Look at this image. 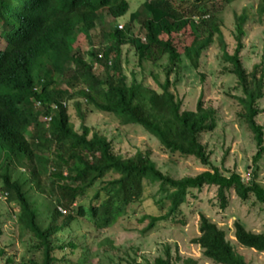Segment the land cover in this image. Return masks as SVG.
Listing matches in <instances>:
<instances>
[{
    "label": "trees",
    "instance_id": "trees-1",
    "mask_svg": "<svg viewBox=\"0 0 264 264\" xmlns=\"http://www.w3.org/2000/svg\"><path fill=\"white\" fill-rule=\"evenodd\" d=\"M146 1L130 15L125 31L102 26L106 29L101 36L105 45L103 58L98 60L97 54L85 50L90 31L96 23L103 24L105 12L110 16L125 14V0H0V40L5 44L0 49V189L7 191L8 202L18 208L15 224L19 232L30 236L40 255L38 261L21 264H68L65 254L55 253L78 248L74 241L61 244L58 233L112 226L131 205L141 201L144 182L158 184V192L164 196L154 202L157 206L167 202L169 207L164 215L142 217L141 222L149 221L143 234L176 214L190 190L199 191L204 186L216 188L220 209H225L229 191L242 202L253 196L264 207V188L254 175L245 184L236 173L226 177L212 168L193 178L174 180L163 175L146 153L118 155L112 141L84 124L85 117L94 111L109 114L122 126L141 127L169 153L193 157L210 166L199 136L216 128V112L202 107L200 100L194 112L182 110L170 91L173 83L168 77L176 69L177 77L181 57L197 68L203 51L217 40L222 59L230 66L228 72L236 77L241 90L236 101L242 107L240 117L256 142L253 162L261 159L264 126L255 118L262 113L257 104L264 97V61L262 58L250 72L241 63L246 11L234 15L235 48L230 55L220 15L232 0ZM255 13L261 22L264 0H257ZM134 22L140 23L145 43L135 37ZM178 34L188 40L181 52L175 39ZM81 35L82 52L73 49ZM127 45L133 48L138 66L167 56L169 68L159 92L138 82L136 75L140 73L131 72L128 81L121 60L122 47ZM86 60L99 62L101 72L95 74ZM35 101L41 102L38 110L34 109ZM59 101L72 104L78 127L64 108L51 116L45 128L41 119L51 114L49 106ZM1 150L7 153L2 155ZM96 186L87 206L77 205L88 189ZM57 207L68 214L62 215ZM199 218V236L193 243L204 259L212 264H247L226 240L224 231L205 216ZM233 229L239 246L264 253L263 234L246 231L238 222ZM150 264L196 262L179 257L174 262L166 249L164 256Z\"/></svg>",
    "mask_w": 264,
    "mask_h": 264
},
{
    "label": "rangeland",
    "instance_id": "rangeland-1",
    "mask_svg": "<svg viewBox=\"0 0 264 264\" xmlns=\"http://www.w3.org/2000/svg\"><path fill=\"white\" fill-rule=\"evenodd\" d=\"M128 1V14L141 4V0ZM256 3L257 0H232L220 15L224 25L222 37L226 51L231 55L235 48L234 15L244 11L247 13L239 57L248 72L262 58L264 61V16L258 22ZM184 6L188 8V5ZM127 15L119 20H125ZM175 39L178 40L177 47L181 52L183 44L188 40L182 34H178ZM4 46L0 40V49ZM222 53L220 43L215 40L203 51L197 68L181 57L177 63V77V69L168 77L170 83H173L170 91L181 103L182 110L194 112L200 100L202 107L213 108L216 112V128L199 136V142L205 146L208 154L210 166L201 165L193 157L169 153L156 138L141 127L122 126L112 115L94 111L85 117L84 124L112 141L118 155L132 157L136 152L146 153L163 175L174 180L193 178L216 168L226 177L231 173L238 174L245 184H249L254 175L256 182L264 188V153L255 164L253 160L257 153L256 142L240 117L243 111L236 101L241 96V90L236 77L228 72L230 66L222 59ZM122 61L128 81L131 79V72L140 73L136 75L138 82L160 91L159 85L165 81L169 68L166 56L158 57L155 62L145 61L138 66L134 51L124 47ZM101 70L94 73L99 74ZM257 106L262 113L255 118V122L264 126V97ZM72 111L71 109L69 114ZM71 116V122L78 127V121L73 114ZM96 189L97 186L88 189L87 195L81 197L78 204L87 206ZM158 189V184L144 182L141 201L131 205L126 215L108 228L94 230L78 227L69 236H65L66 233L61 234L60 237H64L66 241L77 237L75 244L78 249L66 248L62 252L57 251L55 255L65 254L68 264H150L154 259L164 256L168 249L174 262L179 257L180 260L191 259L196 264H212L202 257L199 247L193 243L199 236V217L203 215L224 231L226 240L247 264H264V253L242 248L233 238V225L236 222L242 224L246 231L264 235V207L253 196L242 202L233 191H229L225 196L226 207L220 209L215 187L204 186L199 191L192 189L176 214L169 216L166 221L158 222L153 230L143 234L149 221L141 222L142 217L164 215L169 207L167 202L159 206L155 204V200L164 196ZM17 211L14 203H0V248L4 251L0 264H21L26 260L40 259L30 236L24 231L20 233L15 224Z\"/></svg>",
    "mask_w": 264,
    "mask_h": 264
},
{
    "label": "clouds",
    "instance_id": "clouds-1",
    "mask_svg": "<svg viewBox=\"0 0 264 264\" xmlns=\"http://www.w3.org/2000/svg\"><path fill=\"white\" fill-rule=\"evenodd\" d=\"M145 1L146 0H141V4H139L135 9L133 8L132 11L128 14V11H129V8H130V4H129V1L128 0H125V2H127V4H128V10L126 11L125 14H122V16H119V15H117V16H110V15H108L107 12H105L103 14V16H104L103 17L104 18L103 19V24L101 25V24H97L96 23L94 25L95 28L90 31V37L88 36V39H89L90 44H88V46H87L88 48L85 49V47H81L79 45V43L83 39L82 38L83 36L81 35V36H77V42L73 45V49L74 50L75 49H78L81 52L84 49L87 50V51H89V52H93L94 54H97V59L98 60H101L103 58L102 51H103L104 45H105V44H103L104 42L102 41L101 36H103L104 35V32H106L105 31L106 30L105 27L103 28L102 26L107 24V25L111 26V28L113 30L121 31V32L122 31H125V26L128 24V22L130 20V15L131 14H134L138 9H140L141 6H142V4ZM126 15H127V17H126L125 20H123V21L119 20V19L125 17ZM106 20H108V21H106ZM132 26H133V31L136 33V36L135 37H137V39H140V41L142 43H145V37L141 33L142 29H141L140 23H135L134 22V23H132ZM124 47L130 48V49L133 50V48L131 46H128L127 45V46H124ZM124 47H122V49ZM78 54L81 55V53H79V52H78ZM83 57H84V55H83ZM121 60H122V58H121ZM86 63H88V66H90L93 71H98V69H102L101 65L96 60H92L91 63H89V61L86 60ZM109 63H108V65H109ZM122 64H123V61H122ZM35 91H36V89H34V92ZM33 106H34V109L35 110H38L41 107V102L40 101H35L33 103ZM49 107H50V110L52 111V113L49 114V115H47V116H45V117H43L41 119L42 123H44L45 128H47L48 127V124L51 122V118H52L51 116L54 115V113H56L57 111H59V109L66 108L68 114L71 112V109H72L73 110L72 111V114L75 117V112H74V109H73L72 104H67L65 101H59V102L52 103ZM72 114H69V116L71 118H72V116H71ZM30 130L31 129H29V131ZM26 138H27V134H26ZM4 153L6 154L7 151L6 150H1V154L3 155ZM22 173H23V170H22ZM1 184H2V180L0 178V188L2 187ZM7 202H8V193H7V191L0 189V203H7ZM9 203H13V202H9ZM77 205H79V204L77 203ZM57 210L62 215L68 214V212H66L64 209H62L60 207H57ZM72 232H73L72 230L71 231H68L67 230V231H61V232H59L58 235H57L59 242L61 241V244H62V243H69V242H72V241H74V242L78 241L77 237H74L72 240H68V241H66L64 237H60V235L61 234H64V233H66L65 236L66 235L69 236V235H71Z\"/></svg>",
    "mask_w": 264,
    "mask_h": 264
}]
</instances>
